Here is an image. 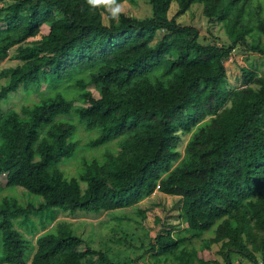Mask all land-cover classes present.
<instances>
[{"label":"trees","instance_id":"1","mask_svg":"<svg viewBox=\"0 0 264 264\" xmlns=\"http://www.w3.org/2000/svg\"><path fill=\"white\" fill-rule=\"evenodd\" d=\"M149 1L153 14L139 18L114 17L88 0H0V65L12 49L22 62L1 73L10 77L0 88V178L30 199L9 196L0 204V264H29L33 246L30 264H117L65 222L34 245L16 220L25 219L34 234L31 214H100L135 206L157 191L181 197L180 218L192 236L159 234L154 264L169 258L222 264L187 247L211 230L209 243H221L226 264H234L233 254L264 264V76L244 67V86L231 88L225 64L238 45L264 54L261 8L250 0ZM198 3L231 30L232 44L202 42L197 26L178 22ZM44 25L48 34L32 41ZM21 88L43 93L42 100L22 112L3 111ZM70 88L80 106L67 97ZM73 113L100 131L89 146L118 139L120 150L86 162L80 177L69 179L60 164L75 155L77 126L59 116ZM185 134L190 139L181 153Z\"/></svg>","mask_w":264,"mask_h":264},{"label":"rangeland","instance_id":"2","mask_svg":"<svg viewBox=\"0 0 264 264\" xmlns=\"http://www.w3.org/2000/svg\"><path fill=\"white\" fill-rule=\"evenodd\" d=\"M117 2L119 1L117 0ZM119 3L123 5V11L120 14L125 13L139 18H147L153 14L149 0H127ZM257 5L258 9L261 8L259 11L264 16V0L249 1V6L252 8H255ZM107 10L109 11L108 8ZM177 10V5H173L170 16L173 17ZM104 16L106 17L107 14L104 13ZM256 19H258V16L255 17V21ZM177 20L181 24L197 26L201 31V41L207 44L219 43L221 45H230L235 40L231 30L225 23L219 21L214 22L204 15L202 4H195L187 13L179 16ZM5 26L4 23H1V27ZM49 31L50 26L44 25L42 33L38 37L32 38V41H40L42 36L48 34ZM252 39L253 37L249 36V42H252ZM261 44L264 48V35H262ZM15 53V49H12L10 56L0 65V88L8 83L10 77L9 74L3 76L1 74L2 71L22 64V62L13 59L12 56ZM225 64L228 70V82L231 88L244 86V67L249 68L253 66V68L255 67L264 76V54L248 50L245 46L238 45ZM45 89L44 87V92H46ZM87 89L92 91L96 97H100L95 86L89 85ZM66 95L68 98L75 100V106L82 104L78 100L79 93L76 89L70 88ZM42 96L43 93L29 94L21 88L18 92L13 93L8 101L3 102L2 109L3 111L17 109L22 112L23 107L33 106L35 103H39L42 100ZM59 118L70 119L77 126L73 138V141L78 144L75 155L65 159L60 164V169L67 178L80 177L86 162L95 159L104 161L109 153L116 154L120 150L118 139L99 147L89 146V143L99 136L100 131L97 128L88 129L76 113L69 116H59ZM189 139L190 134L182 136V141L179 146L181 153L185 152V147ZM7 183L6 176L3 175L0 178V188H2L0 190V204H3L4 199L9 196L17 197L20 202H28L29 197L22 196L24 194L22 188H17V191L9 190L7 189ZM83 186H86V184L83 183ZM32 196L33 199L39 200L37 196ZM39 204L41 202L37 203L38 206ZM181 207V197L167 195L157 191L135 206L100 214L85 212H79L77 214L58 213L55 209L46 210L40 214H31L29 219L31 222H35L37 227V231L34 234L31 233L34 230L32 225L24 224L25 219H17L16 228L35 245L38 236L54 230L59 223L65 222L74 230L75 234L84 238L96 249L106 252L117 264H154L155 258L153 256L155 251L152 247L156 243V238L159 234H166L172 231L177 237L186 236L191 238L192 236L187 231L186 223L180 218ZM54 216L56 217L53 219ZM212 236H214L213 230L206 232L201 238H192V241L187 242V247L190 250L196 249L200 258L220 260L222 264H226L224 257L220 253L221 243H209L208 239L212 238ZM84 249L85 245H82L81 250ZM27 253L30 264L35 254L34 246ZM232 259L234 264H250L248 259H244L237 254H233ZM172 261L174 260L169 258L167 262L159 264H172Z\"/></svg>","mask_w":264,"mask_h":264},{"label":"clouds","instance_id":"3","mask_svg":"<svg viewBox=\"0 0 264 264\" xmlns=\"http://www.w3.org/2000/svg\"><path fill=\"white\" fill-rule=\"evenodd\" d=\"M88 4L92 8H96L99 5H104L109 9L112 16H118L123 11V5L117 0H88Z\"/></svg>","mask_w":264,"mask_h":264}]
</instances>
